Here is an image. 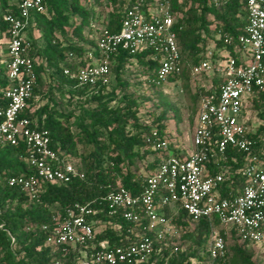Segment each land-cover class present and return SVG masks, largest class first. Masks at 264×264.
<instances>
[{"label": "trees", "instance_id": "1", "mask_svg": "<svg viewBox=\"0 0 264 264\" xmlns=\"http://www.w3.org/2000/svg\"><path fill=\"white\" fill-rule=\"evenodd\" d=\"M42 1L45 11L32 15L26 37L35 86L20 116L47 130L50 147L59 157L77 166L84 177L68 183H47L37 200L29 199L20 188L8 184L11 177L34 174L27 162L28 147L23 142L17 146L0 144V264H81L89 260L91 244L68 247L63 253L46 243L47 231L41 229L43 225L51 226L53 215L74 205L95 211L90 217L98 223L94 227L95 245L105 241L111 247L123 246L141 237L153 239L144 219L133 225L119 216H109L106 196L120 187L132 194L141 191L144 178L159 161L160 154L152 148L151 139H168L171 148L180 155L177 148L183 144L177 143L168 132V122L177 119V111L163 95V87L177 80L189 82L192 77L189 68L199 63L207 47H212V60L224 51L235 55L233 46L223 43V35L236 37L246 24L243 0H168L174 14L173 30L184 66L182 72L166 82H158L154 78L160 58L158 51L147 49L132 55L118 50L112 55L108 81L89 86L79 84L63 70L73 73L87 65V53L97 55L96 38L101 31H118L126 10L134 5L145 10L154 0ZM15 4V0H0V39L7 37L3 15L17 14ZM104 8L106 12L102 14ZM34 31L37 37L32 34ZM37 38L42 42L40 47ZM128 68L141 72L143 84L155 99L153 96L137 99L127 92ZM48 72L64 98L66 112L53 99L52 85L46 92L47 103L35 100L40 94L41 74ZM8 85L6 69L0 64V108L6 105L3 91ZM210 90L199 86L191 94L196 110L200 95ZM147 102H151L153 109L144 112V118L141 109ZM246 111L264 121L263 92H255L245 100L243 113ZM250 123L248 119L246 125ZM257 130L260 132L262 126ZM153 131L156 138L151 137ZM248 136L256 138L257 133ZM226 155L224 161L217 157L218 162H214L210 158L205 163V174L222 172L229 184L222 186L221 195L232 197L244 183L241 173L235 171L242 167V155L234 150H228ZM232 156L237 163L231 161ZM75 157L79 158L77 162L73 160ZM163 212L178 229L179 237L167 241V246L165 241H155L151 255L135 264H189L191 259L204 264H257L251 250L253 245L239 243L233 231L221 228L216 220L192 222L178 206H165ZM212 227L218 228L226 246L225 255L216 259H210L206 252ZM81 251L85 253L84 259Z\"/></svg>", "mask_w": 264, "mask_h": 264}, {"label": "built area", "instance_id": "2", "mask_svg": "<svg viewBox=\"0 0 264 264\" xmlns=\"http://www.w3.org/2000/svg\"><path fill=\"white\" fill-rule=\"evenodd\" d=\"M243 1L246 24L242 33L236 37L223 35V43L233 46L235 55L224 51L212 60V47H207L199 63L189 68L192 77L207 75L209 71L215 74L207 75V83L202 85L211 90L198 99L190 148L176 145L178 155L168 139H151L152 148L160 154L159 161L144 178L141 191L132 194L120 187L106 196L109 216H119L133 225L144 219L153 239L141 237L123 246L111 247L105 241L95 245L94 227L98 223L90 219L95 211L74 205L53 215L51 226L41 227L47 231V244L63 253L68 247L91 244L89 260L81 264L140 263L151 255L155 241H165L167 246V241L179 237L178 229L164 215L165 206H178L192 222L216 220L221 228L233 231L239 243L264 242V121L250 112L243 113L244 102L250 95L264 93V0ZM15 3L17 14L3 15L7 37L5 57L0 64L6 69L10 85L3 91L6 105L0 108V144L17 146L23 142L28 147L27 162L34 174L11 177L8 184L20 188L29 199L37 200L45 184L68 183L82 179L84 174L50 147L47 130L20 116L35 86L27 32L32 15L44 13L45 7L42 0H15ZM173 26L174 14L168 0H154L145 10L134 5L125 11L118 31L100 32L96 38L97 55L88 52L87 65L73 73L69 69L63 72L79 84L106 83L114 53L125 50L134 55L149 49L160 54L155 80L166 82L184 67ZM248 119L250 125H246ZM249 133H257L256 138H250ZM151 137L156 138L157 133L153 131ZM228 150L241 153L242 167L235 171L244 178L238 194L232 197L221 195L222 186L229 184L222 172L205 174V163L210 158L216 162L217 157L224 161ZM231 161L238 162L234 156ZM206 252L210 259L225 255V242L218 228L212 227ZM189 264L204 263L191 259Z\"/></svg>", "mask_w": 264, "mask_h": 264}, {"label": "rangeland", "instance_id": "3", "mask_svg": "<svg viewBox=\"0 0 264 264\" xmlns=\"http://www.w3.org/2000/svg\"><path fill=\"white\" fill-rule=\"evenodd\" d=\"M106 9L104 8L102 14H105ZM100 29L98 30V32ZM35 37L38 36L37 32L32 33ZM28 35V34H27ZM37 44L39 47L42 45L40 38H37ZM6 53V42L3 38L0 39V61L4 59ZM136 68H128L126 79L129 81V87L127 89L128 93L134 94V97L139 99L141 97H152L153 95L150 92V89L143 84L144 76L141 72L135 70ZM50 73L41 74L42 85L39 88L40 94L35 97L37 102L41 104L47 103L46 92L49 89V86H53V99L58 101V108L66 112V104L64 98L61 97L59 92L56 90V81L55 79L51 80L49 78ZM208 76H214L215 74L212 71H209ZM203 77L201 75L191 77L189 82L184 80H177L172 83H168L163 87V95L167 97L168 102L173 106L177 111V119H171L168 122V132L170 137L175 138V141L179 144H183L186 147L190 148V141L192 136V129L194 127L195 120V104L192 102L190 96L193 94L199 86L205 85L208 80V76ZM51 82V84H49ZM141 83V84H139ZM45 94V95H43ZM154 98V96H153ZM151 98V99H153ZM155 99V98H154ZM153 109L151 102H147L144 105V108L141 109V115L144 117V112L151 111ZM174 112H172L173 114ZM145 118V117H144ZM78 157H75L73 160L78 161ZM251 250L254 253V260L257 264H264V242L261 245H253ZM81 258H85V253L80 252Z\"/></svg>", "mask_w": 264, "mask_h": 264}]
</instances>
